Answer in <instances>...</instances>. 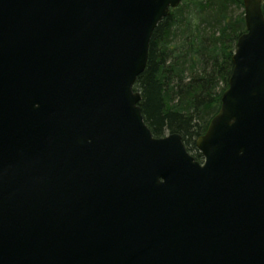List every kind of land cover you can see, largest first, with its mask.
<instances>
[{
	"label": "water",
	"instance_id": "water-1",
	"mask_svg": "<svg viewBox=\"0 0 264 264\" xmlns=\"http://www.w3.org/2000/svg\"><path fill=\"white\" fill-rule=\"evenodd\" d=\"M181 0H0V264H264V15L195 140L133 86Z\"/></svg>",
	"mask_w": 264,
	"mask_h": 264
},
{
	"label": "trees",
	"instance_id": "trees-1",
	"mask_svg": "<svg viewBox=\"0 0 264 264\" xmlns=\"http://www.w3.org/2000/svg\"><path fill=\"white\" fill-rule=\"evenodd\" d=\"M242 0H181L154 29L144 71L133 89L153 137L179 134L201 162L195 140L218 112L245 32ZM264 15V0H262Z\"/></svg>",
	"mask_w": 264,
	"mask_h": 264
},
{
	"label": "rangeland",
	"instance_id": "rangeland-1",
	"mask_svg": "<svg viewBox=\"0 0 264 264\" xmlns=\"http://www.w3.org/2000/svg\"><path fill=\"white\" fill-rule=\"evenodd\" d=\"M241 11H243V10H239V11H237V13H240ZM202 162V161H201Z\"/></svg>",
	"mask_w": 264,
	"mask_h": 264
}]
</instances>
